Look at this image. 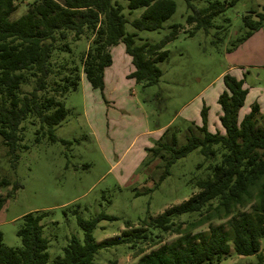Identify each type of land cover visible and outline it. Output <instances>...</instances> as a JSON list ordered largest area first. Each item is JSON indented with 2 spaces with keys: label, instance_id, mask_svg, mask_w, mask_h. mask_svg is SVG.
Here are the masks:
<instances>
[{
  "label": "rangeland",
  "instance_id": "obj_1",
  "mask_svg": "<svg viewBox=\"0 0 264 264\" xmlns=\"http://www.w3.org/2000/svg\"><path fill=\"white\" fill-rule=\"evenodd\" d=\"M32 1L17 0L12 19L24 13ZM173 1L175 11L159 30L137 31L134 38L136 46L144 41L157 43L170 32V26H179L176 37L164 47L168 52L166 61L157 64L162 74L156 84L144 86L127 78L133 67L124 46L119 44L110 49L112 64L104 71L102 93L91 89L81 74L78 89L61 99L66 118L54 129L56 141L44 138L34 144L35 128L28 125L20 142L27 149H18L17 159L13 160L0 137V181L9 182L0 185V196L10 194L0 210L4 246L19 248L17 230L21 217L28 213L39 215L42 237L47 240V264H53L62 256L71 237L83 244L84 231L78 225L79 218L87 221L99 215L114 218L99 221L93 229L94 242L99 244L120 238L126 223L130 228H138L146 217L155 218L186 201L197 192L196 182L211 175L208 168L211 162L199 149H194L172 163L161 179L170 155L162 151L166 159L153 158L149 149L161 150L163 144L179 148L190 135V128L199 135L195 125H202L203 104L208 109V131L223 133L217 98L224 90L221 81L224 74L243 79L248 90L239 117L257 103L261 114L257 126L264 127V25L242 42L248 32L243 17L254 11L251 18L257 20L256 14L263 13L264 0L227 4L207 31H193L194 24L186 23L191 11L185 2ZM193 4L201 8L205 3L196 0ZM141 13L142 9H136L128 16V33L135 32L131 22ZM76 45L86 48L87 41L82 39ZM255 206L253 200L223 220L201 223L194 229L184 225V233L206 236L210 225H222L231 240V218L239 212L253 217ZM178 237L163 234L162 243L150 248L146 245L145 253ZM142 246L140 243L135 249L127 245L102 248L94 263L135 264L139 257L136 251ZM259 254L264 257V238L260 240ZM256 260V255L237 256L230 247V253L220 264Z\"/></svg>",
  "mask_w": 264,
  "mask_h": 264
},
{
  "label": "trees",
  "instance_id": "obj_2",
  "mask_svg": "<svg viewBox=\"0 0 264 264\" xmlns=\"http://www.w3.org/2000/svg\"><path fill=\"white\" fill-rule=\"evenodd\" d=\"M16 1L0 0V137L13 160L17 159L18 149H27L20 142L28 125L35 128L34 144L44 138L56 141L54 129L66 118L61 99L78 89L81 74L91 89L102 93L104 71L112 64V47L122 44L130 58L133 71L127 78L150 86L162 74L157 64L167 59L164 47L179 31L178 25H172L159 42L135 45L137 31H157L174 13L173 0H33L24 13L12 19ZM183 1L191 11L186 23L194 24L193 31H207L227 4L232 6L239 0H203L201 8L193 4L196 0ZM136 9H142V13L131 22L135 32L128 33V16ZM253 13L249 11L242 19L248 30L242 42L264 25V9L256 14L255 21L251 18ZM82 39L87 41L86 48H77L76 43ZM221 81L224 90L217 103L223 133L208 131V109L203 104L202 125H195L199 135L190 128V135L179 148L163 144L161 150L149 149L153 158L166 159L162 151L170 155L161 179L177 159L199 149L211 162V175L196 182L197 192L159 216L141 220L138 228L126 223L121 237L109 242L95 243L92 231L99 221L113 217L99 215L88 221L79 218L83 244L71 237L53 264H96L94 260L102 248L127 245L135 249L140 243L144 247H138L135 264H220L230 247L237 256L256 255V262L246 264H264V257L259 254L260 240L264 238V127L257 126L260 108L254 103L240 118L248 95L243 79L224 74ZM171 142L175 145L174 136ZM8 184L7 180L0 181V185ZM9 197L10 194L0 196V210ZM253 200V217L239 212L231 218V240L222 225H210L206 236L184 233V225L194 229L201 223L223 220ZM182 217L185 219L181 222ZM40 220L39 215L32 213L21 217L17 230L19 248L4 246L0 234V264H47V240L42 237ZM163 234L180 237L145 253L146 245L150 248L162 243Z\"/></svg>",
  "mask_w": 264,
  "mask_h": 264
},
{
  "label": "crops",
  "instance_id": "obj_3",
  "mask_svg": "<svg viewBox=\"0 0 264 264\" xmlns=\"http://www.w3.org/2000/svg\"><path fill=\"white\" fill-rule=\"evenodd\" d=\"M132 71H133V69H132ZM132 71H131V72H132Z\"/></svg>",
  "mask_w": 264,
  "mask_h": 264
}]
</instances>
